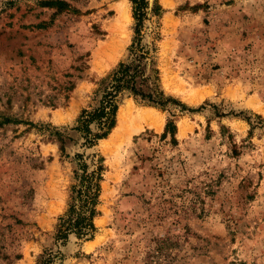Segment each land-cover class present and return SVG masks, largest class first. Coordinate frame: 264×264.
Instances as JSON below:
<instances>
[{"label": "rangeland", "instance_id": "obj_1", "mask_svg": "<svg viewBox=\"0 0 264 264\" xmlns=\"http://www.w3.org/2000/svg\"><path fill=\"white\" fill-rule=\"evenodd\" d=\"M144 1L166 103L125 91L88 145L77 119L131 61V1L0 0V264H264V0ZM98 166L91 236L56 240Z\"/></svg>", "mask_w": 264, "mask_h": 264}, {"label": "trees", "instance_id": "obj_2", "mask_svg": "<svg viewBox=\"0 0 264 264\" xmlns=\"http://www.w3.org/2000/svg\"><path fill=\"white\" fill-rule=\"evenodd\" d=\"M133 5V18L135 20V37L129 48L131 61L121 62L105 79L101 81L103 85L100 91V98L97 104L91 110H83L77 119L75 130L85 139V143L92 145L95 141L105 138L115 125V115L118 108L119 96L127 91L135 98L152 106H163L166 102L163 93L159 90L157 83L152 82L147 85L150 77H144L143 68L147 64L148 53L140 45V29L144 16V0H130ZM155 75L157 71L152 69ZM155 77V81L157 77ZM94 126L95 131L91 129ZM175 129L172 123L166 125L167 132H173ZM62 142L60 133H55ZM83 170L85 165H79ZM101 167L98 166L88 175L84 171L79 177V189L77 196L73 197V203L65 217L61 218L55 235L56 240L65 239L68 233H74L78 238H87L91 236L94 229L92 219L95 214L94 206L98 197ZM77 176V174H76ZM74 200H79L80 205L76 207Z\"/></svg>", "mask_w": 264, "mask_h": 264}, {"label": "bare ground", "instance_id": "obj_3", "mask_svg": "<svg viewBox=\"0 0 264 264\" xmlns=\"http://www.w3.org/2000/svg\"><path fill=\"white\" fill-rule=\"evenodd\" d=\"M119 20H121L122 22L121 23H123V22H125L126 20H128V18H129V16H128V10H127V8L124 6H121L120 8H119ZM118 20V21H119ZM118 26H119V24H117ZM122 26V25H121ZM115 27V25H113L112 26V28H114ZM118 30V29H117ZM119 30H120V27H119ZM153 112H151V110H150V112H143V113H139L136 117H133L134 118V120H136L137 122H139L140 120H144V121H150V123L153 125V124H155V122L157 123V121H159L158 119H157V117L156 116H154L153 114H152ZM131 116V112H130V109H129V107L127 108H125L124 110H120L119 111V120H121L122 122L126 119V118H128V117H130ZM158 116V115H157ZM133 120V121H134ZM159 126V125H158ZM157 126V127H158Z\"/></svg>", "mask_w": 264, "mask_h": 264}]
</instances>
